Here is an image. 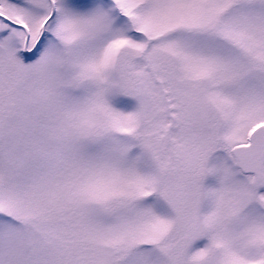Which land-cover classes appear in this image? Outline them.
<instances>
[{"label": "snow or ice", "instance_id": "obj_1", "mask_svg": "<svg viewBox=\"0 0 264 264\" xmlns=\"http://www.w3.org/2000/svg\"><path fill=\"white\" fill-rule=\"evenodd\" d=\"M0 264H264V0H0Z\"/></svg>", "mask_w": 264, "mask_h": 264}]
</instances>
